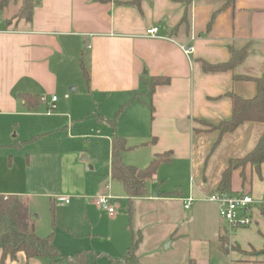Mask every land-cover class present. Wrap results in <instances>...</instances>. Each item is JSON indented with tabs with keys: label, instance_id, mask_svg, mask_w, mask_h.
I'll list each match as a JSON object with an SVG mask.
<instances>
[{
	"label": "crops",
	"instance_id": "crops-1",
	"mask_svg": "<svg viewBox=\"0 0 264 264\" xmlns=\"http://www.w3.org/2000/svg\"><path fill=\"white\" fill-rule=\"evenodd\" d=\"M21 6L22 0H11L0 11V168L3 160L10 159L9 171H19L12 179L0 173V195L20 197L30 212L28 198L39 195L33 192L37 182L30 172L34 154L42 160L44 174L54 168L58 171L61 190L54 200L59 205L68 207L70 193L86 190V166L77 163L75 155L57 154L50 146L31 149L52 125L62 122L64 126L69 120L61 99L70 100L69 89L83 77L90 108L104 117L117 116L113 137L118 135L131 147L148 150L145 168L156 155H172L171 162L160 166L157 181L160 170L170 166L177 190L155 191L153 196L146 192L133 201L145 206L143 224L153 225L157 211L165 213L160 218L166 223L162 230L147 228L154 233L145 241L151 252L138 246L140 264H264V209H257L251 227L231 229L221 222L219 207L205 201L218 192L230 161L251 152L263 131L259 123H248L221 138L218 131L208 130L230 120L231 93L244 99L257 94L255 82L236 77L260 78L264 74V0H234L233 4L37 0L31 21L20 18ZM152 28L159 29L160 38L147 35ZM183 47H192V53L186 54ZM244 47L245 60L233 70L203 71V62L226 63L232 49ZM157 77L170 81L152 91V80ZM26 95L38 98L36 109L28 108ZM44 97L47 102L42 101ZM52 97L57 101L50 112ZM231 193H249L260 202L264 198V164L258 170L247 166L235 171ZM60 197H68L70 202L61 203ZM189 199L194 202L186 209ZM129 205L132 215L133 204ZM184 213L187 225L183 229L175 223ZM141 232L139 229V235ZM133 239V235L130 239L124 236L120 241L127 253ZM168 239L166 251L174 258L161 252L160 246ZM140 240L143 243L142 236ZM228 244L237 249L231 250ZM6 264L50 263L19 254Z\"/></svg>",
	"mask_w": 264,
	"mask_h": 264
},
{
	"label": "rangeland",
	"instance_id": "rangeland-1",
	"mask_svg": "<svg viewBox=\"0 0 264 264\" xmlns=\"http://www.w3.org/2000/svg\"><path fill=\"white\" fill-rule=\"evenodd\" d=\"M76 84L68 91L70 100L61 99V104L66 106L64 112L69 114V120L64 126L62 122L52 125L51 131L45 138L31 144V149L37 147L35 150L39 151L42 147L50 146L57 154L75 155L76 162L86 166V190L70 193L72 195L71 204L68 207L59 205L54 200L61 190L58 171L54 168L52 173L46 171L47 174H44L40 168L42 160L37 158V154H34L33 157L31 155L30 164H33L30 166V172L33 180L36 179L37 182V187L33 192L39 194L28 198L31 200V221L39 236L46 238L53 235L54 245L64 256H73L76 253L87 251L91 254L90 264H115L111 259H121L127 255V249H122L120 244L124 236L129 239L131 235L134 239H139L142 236L143 243L139 245V248L147 253L151 252L152 247H149L145 241L149 234L154 235V233L153 230L149 231L147 228L156 227L157 232L162 230L166 223L160 218L165 213L159 210L155 215L157 220L153 225L145 224V222L143 224L145 206L142 202H133L132 215H130V205L123 186L111 178L110 139L113 138L116 124L114 127L109 122L100 120V118L115 120L117 116L104 117L100 111L91 109L89 105H92V102L85 79L80 77ZM115 122L117 123V118ZM14 135L17 136V133ZM128 145L132 146L131 143ZM147 151L144 146L134 147L122 154L123 161L127 165L145 169V166L148 165L145 158ZM26 152L29 153L30 150ZM9 164L10 159L3 160L1 162L3 168H0V173L7 176L8 179H12V176L19 171L11 173L8 169ZM169 167L164 166L160 170L158 181L157 177L155 181H147L149 195L153 196L155 191L164 194L177 190V178L170 175ZM21 172L23 174V171ZM100 195L111 196L115 199L111 204L115 209L114 217L95 205L94 201ZM186 216L187 214H182L179 217L181 221H176L175 224L184 229L187 223L183 217ZM221 222H224L223 218H221ZM139 229L142 231L141 235H139ZM169 242L170 239L160 246L161 252L174 258V254H167L171 252L166 251V245ZM228 248L237 249L232 244H228ZM248 254H253V252Z\"/></svg>",
	"mask_w": 264,
	"mask_h": 264
},
{
	"label": "trees",
	"instance_id": "trees-1",
	"mask_svg": "<svg viewBox=\"0 0 264 264\" xmlns=\"http://www.w3.org/2000/svg\"><path fill=\"white\" fill-rule=\"evenodd\" d=\"M11 0H0V11L6 8ZM107 2L110 0H96ZM204 1H226L233 4L234 0H204ZM37 0H22L19 11L20 18L31 21L33 8ZM215 19L212 16L211 25ZM247 48L240 50L232 49L231 58L228 62L218 65L202 63V69L206 73L228 72L245 60ZM87 78V74L84 73ZM238 80L253 81L257 85V94L253 99H244L231 93L229 98L232 104L231 118L222 122L218 126H212L208 131L216 130L220 138L227 134H234L238 129L248 123H259L263 126V131L255 147L243 158L231 160L228 168L222 175V180L218 187L220 193H231L233 173L239 169L244 170L247 166H252L257 170L264 164V74L260 78L236 77ZM88 80V78H87ZM169 79L157 77L152 80L151 89L162 84H168ZM26 105L30 110L38 106V98L32 95L24 97ZM152 107V111L154 107ZM116 120V118H115ZM115 120H104L115 127ZM201 132V131H200ZM34 141L37 138L33 139ZM220 140V139H219ZM125 138L114 136L112 139L111 150V178L120 183L127 195L128 202L132 205L133 201L143 198L147 192V181L154 180L159 168L164 163L172 160V155L166 153L156 155L149 166L140 169L124 163L122 154L132 150ZM242 177L245 175L242 172ZM139 239H133L127 255L121 259H111L115 264H140L136 252L140 244ZM0 264H6L7 260H16L19 254H24L28 260L46 259L50 264H90L91 254L87 251L76 253L73 256H64L53 243V235L46 238L38 236L31 223V216L28 206L18 196L0 195Z\"/></svg>",
	"mask_w": 264,
	"mask_h": 264
},
{
	"label": "built area",
	"instance_id": "built-area-1",
	"mask_svg": "<svg viewBox=\"0 0 264 264\" xmlns=\"http://www.w3.org/2000/svg\"><path fill=\"white\" fill-rule=\"evenodd\" d=\"M147 35L152 38H160L159 29L152 28L148 30ZM186 54H191L192 47H183ZM47 98H42L43 102H47ZM52 105L50 106V112L55 109L54 103L57 101V97H52ZM114 200L111 196L100 195L94 203L97 207L107 211L111 216L115 215V209L111 206ZM58 201L64 204H68L70 199L68 197H60ZM205 201L214 203L219 207L220 216L227 223L231 229L249 228L254 224L255 213L257 209H264V198L258 202L249 193H213L205 198ZM194 199H189L185 206L189 209L193 204Z\"/></svg>",
	"mask_w": 264,
	"mask_h": 264
},
{
	"label": "water",
	"instance_id": "water-1",
	"mask_svg": "<svg viewBox=\"0 0 264 264\" xmlns=\"http://www.w3.org/2000/svg\"><path fill=\"white\" fill-rule=\"evenodd\" d=\"M166 248L168 249V248H169V246L167 245V246H166Z\"/></svg>",
	"mask_w": 264,
	"mask_h": 264
}]
</instances>
